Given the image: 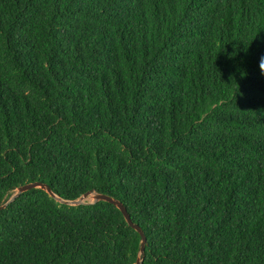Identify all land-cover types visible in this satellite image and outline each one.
Returning a JSON list of instances; mask_svg holds the SVG:
<instances>
[{"label":"trees","instance_id":"1","mask_svg":"<svg viewBox=\"0 0 264 264\" xmlns=\"http://www.w3.org/2000/svg\"><path fill=\"white\" fill-rule=\"evenodd\" d=\"M264 0H0V264H264ZM88 199V198H87ZM86 199V200H87Z\"/></svg>","mask_w":264,"mask_h":264},{"label":"water","instance_id":"2","mask_svg":"<svg viewBox=\"0 0 264 264\" xmlns=\"http://www.w3.org/2000/svg\"><path fill=\"white\" fill-rule=\"evenodd\" d=\"M35 188L44 189L52 197L56 198L61 203H65V204H69V205H76L77 206V205L87 204V203H97L99 201H106V202H109V203L115 205L123 213L127 222L129 223V225H131L136 231H138L140 233V235L142 237L141 254L145 256L147 240H148L145 231L143 230V228L139 224H137L133 221L132 216L128 211V208L125 206V204L121 200H119L115 197H112L110 195L104 194V193L88 192L77 200H65V199L59 197L57 194H55L54 191L51 189V187L47 183L31 182V183L20 186L17 189L16 193L9 199V201H7L6 203H4L3 205L0 206V211L5 209L12 202H14L21 194H23L27 191H30L32 189H35ZM91 195L93 196V202H86L85 200ZM143 261H144V259L139 257L136 264H143Z\"/></svg>","mask_w":264,"mask_h":264},{"label":"rangeland","instance_id":"3","mask_svg":"<svg viewBox=\"0 0 264 264\" xmlns=\"http://www.w3.org/2000/svg\"><path fill=\"white\" fill-rule=\"evenodd\" d=\"M86 202H93V196H89L87 200H85Z\"/></svg>","mask_w":264,"mask_h":264},{"label":"clouds","instance_id":"4","mask_svg":"<svg viewBox=\"0 0 264 264\" xmlns=\"http://www.w3.org/2000/svg\"><path fill=\"white\" fill-rule=\"evenodd\" d=\"M261 68L264 69V63H261Z\"/></svg>","mask_w":264,"mask_h":264},{"label":"bare ground","instance_id":"5","mask_svg":"<svg viewBox=\"0 0 264 264\" xmlns=\"http://www.w3.org/2000/svg\"><path fill=\"white\" fill-rule=\"evenodd\" d=\"M85 200V199H84Z\"/></svg>","mask_w":264,"mask_h":264}]
</instances>
